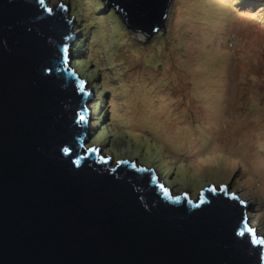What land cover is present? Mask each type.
Listing matches in <instances>:
<instances>
[{"label":"water","instance_id":"obj_1","mask_svg":"<svg viewBox=\"0 0 264 264\" xmlns=\"http://www.w3.org/2000/svg\"><path fill=\"white\" fill-rule=\"evenodd\" d=\"M102 2L150 37L171 0ZM74 18L61 3L0 0V264H264L230 185L194 201L86 147L92 93L70 67Z\"/></svg>","mask_w":264,"mask_h":264},{"label":"rangeland","instance_id":"obj_2","mask_svg":"<svg viewBox=\"0 0 264 264\" xmlns=\"http://www.w3.org/2000/svg\"><path fill=\"white\" fill-rule=\"evenodd\" d=\"M44 1L76 13L71 49L84 40L87 57L72 51L71 69L84 82L98 72V89L92 81L85 89L86 145L114 164L153 169L194 201L230 185L264 240V0H171L164 31L150 37L128 30L102 0L100 9L94 0ZM117 19L129 36L114 39Z\"/></svg>","mask_w":264,"mask_h":264},{"label":"trees","instance_id":"obj_3","mask_svg":"<svg viewBox=\"0 0 264 264\" xmlns=\"http://www.w3.org/2000/svg\"><path fill=\"white\" fill-rule=\"evenodd\" d=\"M102 3H101V1L100 0H94V2H93V8H95V7H97V9H100V7H102ZM82 13V12H81ZM76 13H75V11H71V16L70 17H74V15H75ZM96 17H99V15L98 14H96L95 15ZM100 16H102L101 14H100ZM107 17H113V18H115L114 20H116V16H115V14H113L111 11L106 15ZM103 17V16H102ZM101 17V18H102ZM115 22V21H114ZM113 21L111 22L112 24L114 23ZM117 24L119 25V27H121V29H120V31H119V33L120 34H115L114 35V39L115 38H117V39H120V37H121V32L123 33V34H125V36H126V33H128V31H126V28H125V26L121 23V21H119L118 19H117ZM85 34H88V31L87 30H85L84 28H82L81 29ZM123 36V35H122ZM128 36H129V33H128ZM84 41V40H83ZM83 41H81V42H76L75 44H74V46H73V53L75 52H77V53H80L82 56H85L86 54H87V52L85 53H83L82 51L85 49L84 47H83ZM119 50V49H118ZM89 51V50H88ZM80 55V56H81ZM85 57H87V55L85 56ZM82 58V57H81ZM86 63V62H85ZM84 62H80V61H78V60H76V62L75 63H73V65L74 66H76V67H79L80 68V66L82 67V69L84 70V69H86V64H85ZM78 68V69H79ZM96 73L98 74V72H94L93 74H92V77L91 78H88V77H84L83 76V78L84 79H86V81L88 82V84L89 83H91V81L93 82V85H94V87H96L95 85L96 84H94V81H93V79L94 78H96ZM87 75H89V73L87 74ZM98 86H100V84H97V89H98ZM92 106H93V104H91L90 106H89V109L91 110L92 109ZM91 112H92V110H91ZM201 130V129H200ZM199 130V131H200ZM204 134H205V132H203Z\"/></svg>","mask_w":264,"mask_h":264},{"label":"snow or ice","instance_id":"obj_4","mask_svg":"<svg viewBox=\"0 0 264 264\" xmlns=\"http://www.w3.org/2000/svg\"><path fill=\"white\" fill-rule=\"evenodd\" d=\"M81 90H83V89H81ZM84 119H85L84 115H81L80 120H84Z\"/></svg>","mask_w":264,"mask_h":264},{"label":"clouds","instance_id":"obj_5","mask_svg":"<svg viewBox=\"0 0 264 264\" xmlns=\"http://www.w3.org/2000/svg\"><path fill=\"white\" fill-rule=\"evenodd\" d=\"M158 33V32H157ZM156 34V33H155ZM85 82H87L86 80H85ZM88 83V82H87ZM86 147H88V146H86Z\"/></svg>","mask_w":264,"mask_h":264},{"label":"bare ground","instance_id":"obj_6","mask_svg":"<svg viewBox=\"0 0 264 264\" xmlns=\"http://www.w3.org/2000/svg\"><path fill=\"white\" fill-rule=\"evenodd\" d=\"M168 10H169V9H168ZM251 227H255V226L252 225Z\"/></svg>","mask_w":264,"mask_h":264}]
</instances>
